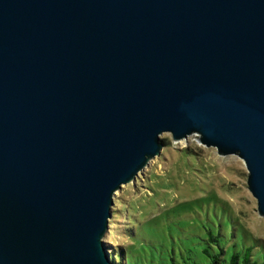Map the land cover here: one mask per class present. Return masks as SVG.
I'll return each instance as SVG.
<instances>
[{"label":"water","instance_id":"water-1","mask_svg":"<svg viewBox=\"0 0 264 264\" xmlns=\"http://www.w3.org/2000/svg\"><path fill=\"white\" fill-rule=\"evenodd\" d=\"M165 132L237 155L264 218V0H0V264H115Z\"/></svg>","mask_w":264,"mask_h":264},{"label":"rangeland","instance_id":"rangeland-1","mask_svg":"<svg viewBox=\"0 0 264 264\" xmlns=\"http://www.w3.org/2000/svg\"><path fill=\"white\" fill-rule=\"evenodd\" d=\"M160 137V154L113 195L103 240L115 262L209 264L219 256L227 264L250 250L264 264V218L242 160L218 155L195 134L178 143Z\"/></svg>","mask_w":264,"mask_h":264},{"label":"trees","instance_id":"trees-1","mask_svg":"<svg viewBox=\"0 0 264 264\" xmlns=\"http://www.w3.org/2000/svg\"><path fill=\"white\" fill-rule=\"evenodd\" d=\"M109 253V256L111 258V260L117 264L115 262V257L117 255L116 252H112ZM207 254L210 256V254L207 252ZM250 250L247 251L246 255L244 256V258L239 262V256L237 254H234L230 257L229 262L227 264H259L257 260H251V256H250ZM209 264H224V262L221 260V258L219 256H214L211 257V260L209 262Z\"/></svg>","mask_w":264,"mask_h":264},{"label":"bare ground","instance_id":"bare-ground-1","mask_svg":"<svg viewBox=\"0 0 264 264\" xmlns=\"http://www.w3.org/2000/svg\"><path fill=\"white\" fill-rule=\"evenodd\" d=\"M182 140L184 141V139H182ZM180 141H181V140H180ZM180 141H179V142H180ZM183 141H182V142H183Z\"/></svg>","mask_w":264,"mask_h":264}]
</instances>
